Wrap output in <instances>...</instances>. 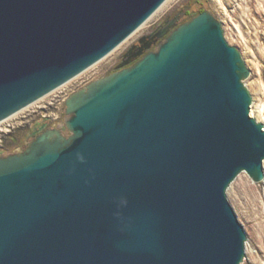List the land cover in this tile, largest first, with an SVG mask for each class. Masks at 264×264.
Here are the masks:
<instances>
[{"label": "water", "instance_id": "obj_1", "mask_svg": "<svg viewBox=\"0 0 264 264\" xmlns=\"http://www.w3.org/2000/svg\"><path fill=\"white\" fill-rule=\"evenodd\" d=\"M163 1L0 0V121L107 56ZM222 29L201 11L71 93L60 129L0 151V264L242 263L226 191L241 172L264 179V124Z\"/></svg>", "mask_w": 264, "mask_h": 264}, {"label": "rangeland", "instance_id": "obj_2", "mask_svg": "<svg viewBox=\"0 0 264 264\" xmlns=\"http://www.w3.org/2000/svg\"><path fill=\"white\" fill-rule=\"evenodd\" d=\"M170 3L167 9L149 20L119 49L99 61L96 70L90 75L95 79L108 75L132 40L151 30L167 15L184 5V16L188 20L203 10L211 11L221 22L228 44L235 46L245 61L248 57L252 59V62L246 63L250 68V75L244 82L251 93V107L255 102L264 101V0H174ZM236 24L242 37L236 31ZM56 104L51 111L55 115L65 113L64 102ZM254 114L252 116L264 124L262 116L256 111ZM62 117L64 120L68 118L65 114ZM23 133L24 126L20 125L7 139L18 141ZM262 162L264 168V161ZM226 194V199L247 235L246 254L241 264H264V180L254 182L246 173L241 172L229 185Z\"/></svg>", "mask_w": 264, "mask_h": 264}, {"label": "flooded vegetation", "instance_id": "obj_3", "mask_svg": "<svg viewBox=\"0 0 264 264\" xmlns=\"http://www.w3.org/2000/svg\"><path fill=\"white\" fill-rule=\"evenodd\" d=\"M184 15H186V8L183 5L167 15L161 22L152 27L151 30L143 33L137 39L132 40L125 50L122 51L120 60L117 64L126 60L127 64L124 65L126 67L140 59L146 52L156 50L158 45L166 39L174 28H177L180 24L185 22V20H188ZM117 64L111 69L110 73L116 70ZM63 114L66 113L63 112L61 115H45L33 118L31 122L23 125L24 133L22 137L18 141L9 140L6 146L0 149V151L3 152V155L10 154L11 152L18 153L23 151L28 143L33 141L38 134L46 129H60L65 122L62 117ZM63 133L65 135L69 134L68 131H63Z\"/></svg>", "mask_w": 264, "mask_h": 264}, {"label": "built area", "instance_id": "obj_4", "mask_svg": "<svg viewBox=\"0 0 264 264\" xmlns=\"http://www.w3.org/2000/svg\"><path fill=\"white\" fill-rule=\"evenodd\" d=\"M97 66L83 71L71 80L64 83L55 90L51 91L44 97L36 100L32 104L26 106L19 112L13 113L11 116L0 121V149L4 148L9 141L8 136L12 134L20 125L27 124L37 116L52 115L55 116L51 108L57 106L56 103H62L73 92L86 86L91 81L95 80L90 75L96 70ZM91 76V77H90ZM24 123V124H23Z\"/></svg>", "mask_w": 264, "mask_h": 264}, {"label": "bare ground", "instance_id": "obj_5", "mask_svg": "<svg viewBox=\"0 0 264 264\" xmlns=\"http://www.w3.org/2000/svg\"><path fill=\"white\" fill-rule=\"evenodd\" d=\"M171 1H173L174 2V0H165V1H163L162 2V4L160 5V7L153 13V14H151V16L141 25V26H139V27H137V29L127 38V39H130L133 35H135V33L136 32H138L141 28H142V26H144L149 20H151V19H153V18H155L156 16H158V14H160L161 12H163L165 9H167V7L171 4L170 2ZM235 27H236V31L239 33V35L242 37V34H241V32L239 31L240 29H239V27H238V25L236 24L235 25ZM127 39H124V41L121 43V44H119L114 50H112V51H110V53H112L113 51H116L117 49H119L126 41H127ZM109 53V54H110ZM108 54V55H109ZM107 55V56H108ZM106 57V56H105ZM104 57V58H105ZM103 59V58H102ZM101 59V60H102ZM100 60V61H101ZM99 62V61H98ZM98 62H96V63H92L93 65L91 66V67H89L88 69H90V68H94V67H96L97 66V63ZM250 62H252V59L251 58H247L246 59V63L247 64H249ZM96 64V65H95ZM88 69H86L85 70V72L88 70ZM263 100V99H262ZM27 106V105H26ZM22 110V109H21ZM249 110H250V114L251 115H255L254 114V112L256 111L257 112V114L259 115L260 114V116H262V118L264 119V101H258V103H256L255 102V104L251 107V108H249ZM20 111V110H19ZM19 111H17V112H19ZM16 113V112H15ZM264 169V168H263ZM264 180V179H263ZM243 226V225H242ZM245 229V228H244ZM246 239V238H245ZM246 241H247V239H246ZM245 251H246V243H245ZM244 251V252H245ZM246 254V253H245Z\"/></svg>", "mask_w": 264, "mask_h": 264}]
</instances>
